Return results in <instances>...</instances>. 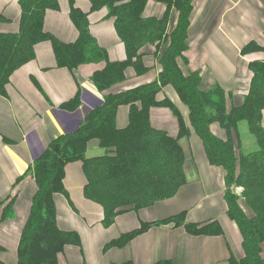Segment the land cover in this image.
Returning <instances> with one entry per match:
<instances>
[{"label": "trees", "instance_id": "obj_1", "mask_svg": "<svg viewBox=\"0 0 264 264\" xmlns=\"http://www.w3.org/2000/svg\"><path fill=\"white\" fill-rule=\"evenodd\" d=\"M89 1L90 9L84 12L69 0V16L78 32L75 41L63 42L44 28L46 10L58 8L57 0H19L18 31L0 33L1 95H6L12 73L34 59V47L41 41L51 43L56 65L71 72L81 64L104 62L90 77L102 94V102L83 117L75 130L52 139L17 178L16 183L31 176L36 191L19 237L16 264H61L59 255L66 246H81L76 231L63 230L57 223L54 196L61 193L68 197L64 184L68 163H81L86 179L83 195L101 206V223L108 227L118 215L168 199L187 183L181 139L191 136L199 138L207 162L225 172L226 216L238 229L241 250L240 257L231 255L228 264H264V59L249 62L248 90L239 102H233V94L217 83L204 89L201 71L188 69L186 51L193 0H154L165 5L161 16H144L149 0ZM102 8L113 19L116 34L124 44L123 60L109 61L106 50L90 32L89 12ZM147 45L154 46L157 76L150 82L118 89L128 71L136 76L149 71L142 51ZM258 51L264 52V44L251 40L240 52L246 55ZM168 86L186 107V115L164 93ZM79 105L77 93L60 108L72 112ZM120 106L128 107V120L123 127L116 123ZM154 108L171 111L177 121L176 134L152 124ZM92 140L98 142L103 154L87 156ZM13 204V197L0 201V222L12 216ZM156 225L182 227L193 236L223 235L216 219L192 222L182 211L162 220L143 222L108 241L103 249L122 247ZM0 250H4L1 245ZM0 264L5 262L0 260ZM152 264L174 262L162 259Z\"/></svg>", "mask_w": 264, "mask_h": 264}, {"label": "crops", "instance_id": "obj_2", "mask_svg": "<svg viewBox=\"0 0 264 264\" xmlns=\"http://www.w3.org/2000/svg\"><path fill=\"white\" fill-rule=\"evenodd\" d=\"M58 8L45 13L44 28L63 42H72L78 32L69 16V0H57ZM84 12L90 9L89 0H73ZM165 5L149 0L144 16H161ZM174 12L171 24L174 23ZM21 16L19 0H0V33L18 31ZM89 28L96 43L107 52L109 61L125 59V47L114 28L113 19L105 8L89 12ZM188 37V69H199L203 88L216 83L233 94L239 102L249 87L251 60L264 59V52L241 55L242 47L255 40L264 44V0H193ZM35 57L15 70L0 94V201L13 197V214L0 222V260L16 264L17 245L21 230L29 215L36 185L31 176H25L29 165L57 136L75 130L83 117L102 100V94L90 81L91 75L104 66V62L85 63L73 72L56 65L49 41L38 42ZM144 62L149 71L136 76L128 71L127 79L117 88L127 89L150 82L158 74L153 56L154 46L143 47ZM80 95V105L72 112L60 105ZM186 115V107L177 99L175 91L167 87L164 92ZM230 103V101H229ZM228 103V105H229ZM128 107L120 106L116 123L127 124ZM151 122L159 129L176 134L177 121L167 108H154ZM264 125V111L262 117ZM186 162L187 183L178 192L149 207L122 213L108 227L101 223L102 208L83 195L86 182L79 161L65 167L64 184L68 197L54 196L57 223L63 230L76 231L81 246L68 245L59 255L61 264H114L131 261L133 264H152L171 259L174 264H228L231 255L240 257V236L236 225L227 216L225 202V172L211 166L198 137L182 138ZM96 140L89 142L88 157L103 154ZM186 211L187 220L207 222L217 220L223 235L193 236L182 227L156 225L132 238L122 247L103 249L104 245L121 233L138 228L143 222L158 221Z\"/></svg>", "mask_w": 264, "mask_h": 264}, {"label": "rangeland", "instance_id": "obj_3", "mask_svg": "<svg viewBox=\"0 0 264 264\" xmlns=\"http://www.w3.org/2000/svg\"><path fill=\"white\" fill-rule=\"evenodd\" d=\"M242 127H243V125L241 126V128H242ZM239 190H240V189H238V188H237V189H235V191H237V192H238Z\"/></svg>", "mask_w": 264, "mask_h": 264}]
</instances>
